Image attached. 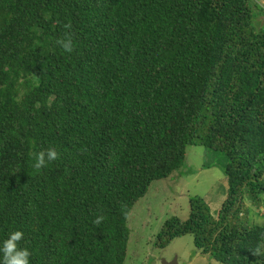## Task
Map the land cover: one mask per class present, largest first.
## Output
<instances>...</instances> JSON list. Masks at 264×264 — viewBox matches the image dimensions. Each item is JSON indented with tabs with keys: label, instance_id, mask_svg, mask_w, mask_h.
<instances>
[{
	"label": "trees",
	"instance_id": "obj_1",
	"mask_svg": "<svg viewBox=\"0 0 264 264\" xmlns=\"http://www.w3.org/2000/svg\"><path fill=\"white\" fill-rule=\"evenodd\" d=\"M262 18L264 0H0V241L22 229L31 264H125L132 208L202 145L227 157V197L213 215L191 196L155 245L192 234L264 264Z\"/></svg>",
	"mask_w": 264,
	"mask_h": 264
},
{
	"label": "rangeland",
	"instance_id": "obj_2",
	"mask_svg": "<svg viewBox=\"0 0 264 264\" xmlns=\"http://www.w3.org/2000/svg\"><path fill=\"white\" fill-rule=\"evenodd\" d=\"M264 19V18H262ZM227 157L202 145H190L183 165L171 176L153 181L144 197L132 208L128 226L131 230L125 264H222L202 254L192 234L177 237L165 246L155 239L165 222L172 217L185 221L189 217L191 196L205 198L213 215H217L228 194L225 175ZM248 204V203H247ZM249 205V204H248ZM261 212H264V204ZM254 221H262L255 217Z\"/></svg>",
	"mask_w": 264,
	"mask_h": 264
},
{
	"label": "clouds",
	"instance_id": "obj_3",
	"mask_svg": "<svg viewBox=\"0 0 264 264\" xmlns=\"http://www.w3.org/2000/svg\"><path fill=\"white\" fill-rule=\"evenodd\" d=\"M68 31L61 38L56 40V44L62 49L63 53L71 54L75 49V40L72 35L71 23L64 26ZM60 153L55 147H49L32 154L34 163L32 167L37 172L48 167V165L59 159ZM106 219L105 216L99 215L93 220L95 225H101ZM24 231L17 229L10 231L7 237L0 241V264H31V250L21 246L24 239Z\"/></svg>",
	"mask_w": 264,
	"mask_h": 264
},
{
	"label": "water",
	"instance_id": "obj_4",
	"mask_svg": "<svg viewBox=\"0 0 264 264\" xmlns=\"http://www.w3.org/2000/svg\"><path fill=\"white\" fill-rule=\"evenodd\" d=\"M163 264H177V260L175 259L171 262H167V261L163 260Z\"/></svg>",
	"mask_w": 264,
	"mask_h": 264
}]
</instances>
